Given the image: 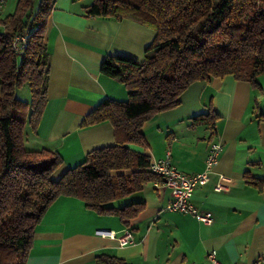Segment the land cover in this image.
I'll list each match as a JSON object with an SVG mask.
<instances>
[{
    "label": "crops",
    "instance_id": "1",
    "mask_svg": "<svg viewBox=\"0 0 264 264\" xmlns=\"http://www.w3.org/2000/svg\"><path fill=\"white\" fill-rule=\"evenodd\" d=\"M91 3L55 0L47 20V103L34 145L60 156L54 178L84 162L92 150L114 144L109 122L83 126L102 102L127 97L118 79L100 72L101 63L108 56L141 62L152 39L151 29L130 20L87 16ZM263 113L264 73L255 86L225 76L191 84L179 105L153 115L143 127L144 154L160 160L169 153L187 175L201 172L210 144L221 143L209 181L195 188L191 198L199 212L211 215L210 225L166 211L170 190L160 182L115 204L143 202L125 222L116 214H97L78 198L61 196L35 226L25 264H101L97 256L125 264H213L211 252L219 264H264V191L246 179L264 178ZM207 114L214 117L213 130L192 125L191 118ZM220 174L231 180L228 191L214 189ZM124 228L133 234V243L124 247L97 233L119 234Z\"/></svg>",
    "mask_w": 264,
    "mask_h": 264
},
{
    "label": "trees",
    "instance_id": "2",
    "mask_svg": "<svg viewBox=\"0 0 264 264\" xmlns=\"http://www.w3.org/2000/svg\"><path fill=\"white\" fill-rule=\"evenodd\" d=\"M18 0L12 15L0 20V264H25L35 226L59 197H75L100 215L135 217L143 202L115 204L161 178L150 172L145 123L179 105L193 83L231 76L256 84L264 73V0H92L87 16L126 19L155 31L145 59L108 56L100 72L118 79L126 101H104L83 126L109 122L114 144L92 150L84 162L56 179L62 160L47 150H27V125L35 134L47 103V20L55 0ZM28 35L14 53L11 41ZM27 85L30 101L16 97ZM264 117V113L261 114ZM213 116L191 118L213 130ZM143 150V152H142ZM264 191V178L246 177ZM101 264H125L97 256Z\"/></svg>",
    "mask_w": 264,
    "mask_h": 264
},
{
    "label": "built area",
    "instance_id": "3",
    "mask_svg": "<svg viewBox=\"0 0 264 264\" xmlns=\"http://www.w3.org/2000/svg\"><path fill=\"white\" fill-rule=\"evenodd\" d=\"M6 1L0 0V10ZM28 38V35H16L11 41L12 51L14 53L21 52L26 47ZM222 149L221 143H211L204 168L201 172L193 175H187L177 169L171 162L169 153L163 159L150 161L148 168L150 172L159 176L162 180L160 182L161 186L170 190L171 200L166 206V211L191 215L206 225L212 223L211 215L199 212L192 204L191 198L195 188L204 186L209 181L210 175L218 163ZM230 183V178L220 174L214 189L217 192L228 191ZM155 186L159 187V184H155ZM97 233L103 237L117 240L120 247L133 243V234L129 228H124L119 234L113 231H98ZM208 259L213 264H219L215 258V252H211L208 255Z\"/></svg>",
    "mask_w": 264,
    "mask_h": 264
},
{
    "label": "rangeland",
    "instance_id": "4",
    "mask_svg": "<svg viewBox=\"0 0 264 264\" xmlns=\"http://www.w3.org/2000/svg\"><path fill=\"white\" fill-rule=\"evenodd\" d=\"M17 3H18V0H8L3 9L0 11V20L1 19H4L6 18L7 16L9 15H12L16 9V6H17ZM38 4H39V0H35L34 1V5H33V11L32 13H36L37 11V8H38ZM148 28V27H147ZM150 29V28H149ZM3 31V28L1 27L0 25V32ZM152 39H151V42L153 41L154 39V36H155V31L152 30ZM150 42V43H151ZM146 50V49H145ZM145 59V51L143 52V59L141 60V62H138L136 60L137 63H142ZM16 97L22 101H30V91H29V88L27 85H24L22 87H20L18 90H16ZM127 100V97L124 101ZM35 137H34V133L33 131L31 130V128L27 125V128L25 130V135H24V147L28 150V149H33V150H40L41 148H36L35 145H34V142H35ZM55 175V172L53 174V176ZM61 176V175H60ZM60 176H58L56 179H58Z\"/></svg>",
    "mask_w": 264,
    "mask_h": 264
}]
</instances>
